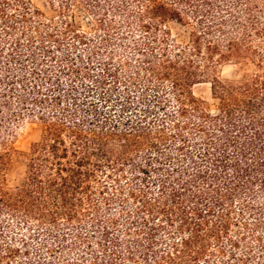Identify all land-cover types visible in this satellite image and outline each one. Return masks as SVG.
Masks as SVG:
<instances>
[{"label":"trees","instance_id":"trees-1","mask_svg":"<svg viewBox=\"0 0 264 264\" xmlns=\"http://www.w3.org/2000/svg\"><path fill=\"white\" fill-rule=\"evenodd\" d=\"M48 2L0 0V264H264V0Z\"/></svg>","mask_w":264,"mask_h":264},{"label":"rangeland","instance_id":"rangeland-1","mask_svg":"<svg viewBox=\"0 0 264 264\" xmlns=\"http://www.w3.org/2000/svg\"><path fill=\"white\" fill-rule=\"evenodd\" d=\"M33 5L42 9L45 13L51 14L52 10L48 0H31ZM219 75L223 79H239L244 75V69L235 62L224 63L219 68ZM193 91L197 96H201L213 106L215 100L212 98L210 83L202 82L194 85ZM42 135V125L39 122L25 121L21 123L15 132L14 146L17 149L11 155L6 171V184L9 187L20 185L26 178L25 154L30 150L33 142L40 139Z\"/></svg>","mask_w":264,"mask_h":264}]
</instances>
